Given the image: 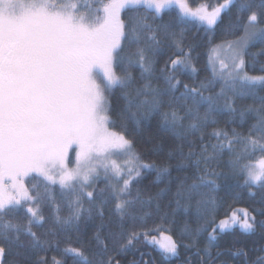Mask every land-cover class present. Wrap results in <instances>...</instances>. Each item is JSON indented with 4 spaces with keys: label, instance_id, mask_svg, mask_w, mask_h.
I'll return each mask as SVG.
<instances>
[{
    "label": "snow or ice",
    "instance_id": "6c2138e0",
    "mask_svg": "<svg viewBox=\"0 0 264 264\" xmlns=\"http://www.w3.org/2000/svg\"><path fill=\"white\" fill-rule=\"evenodd\" d=\"M261 56L264 0H0V264H264Z\"/></svg>",
    "mask_w": 264,
    "mask_h": 264
},
{
    "label": "trees",
    "instance_id": "16d2710c",
    "mask_svg": "<svg viewBox=\"0 0 264 264\" xmlns=\"http://www.w3.org/2000/svg\"><path fill=\"white\" fill-rule=\"evenodd\" d=\"M189 3L192 7H196L199 4H208V5H214L217 3V0H189ZM141 13L145 12L146 10L141 9L140 10ZM128 15H134V13H129ZM177 15V10L176 9H172L169 10V13L167 15H165L163 17V19L165 21L171 20L173 19L175 16ZM227 22V17L225 18V23ZM181 27H184L186 29V37H187V41L191 44L195 45V53L194 55L196 56V63H197V67L200 69L199 72V77L202 79L204 76L209 74V71L207 70L206 66L208 64V58H209V51H210V47L211 45H209L208 43V39H207V35L204 31L203 26L199 25L197 22L194 21H189L183 25H181ZM223 33L221 31V29H217L215 31V34L213 36V42L214 43H219L222 39ZM259 46L255 47L252 49L253 52L257 51V48ZM259 62H264V56H261L258 58V63H257V67L256 70H259ZM122 104V101L120 100V94L119 92H117L115 94V96L113 97V106L114 108H118L120 105ZM134 124L132 122H129V128H133ZM143 135H147V131H145L143 133ZM163 158V155L157 156V155H153L151 153L146 154L145 159L148 161H157L159 162L161 159ZM226 161H227V157H225V165H226ZM224 170L227 171L226 166L224 167ZM173 175H175V172H173ZM156 179V173L155 172H146L144 174V177L141 180V184L140 187H144L146 185H150L152 181H154ZM221 183V191H220V196L224 197L225 199H229V195L224 191V186L226 184H234V181L229 180V181H224L221 180L219 181ZM164 183H166V181H161L160 182V187L164 186ZM103 186V185H101ZM155 190V189H153ZM235 193L233 192L232 195H234ZM251 203V198L247 197V193L245 192L243 194V198L240 199V201L238 202V204L236 205L237 207H243L246 206L247 204ZM184 214L183 211L181 210L180 212H177L176 214V221H177V227H179V225H181L183 223L184 220ZM96 224L99 223V221L97 220L95 222ZM92 236V226H88L84 229V233L81 236V239L84 241L86 246H92L90 245V237ZM237 239H239L241 242L248 244L249 246L252 244L253 240L257 239V237H247L244 235H240L239 234V230H237ZM233 237L231 235H227L225 237V240L222 241V243H226L227 241L232 240ZM73 242H75V237L72 238ZM61 248H63V245H61ZM145 252L149 251V249L144 248L143 249ZM49 259L51 258L52 255H57L58 258H61L59 256L58 253H54V252H50L49 254ZM153 256H156V252L153 251L152 252ZM139 258V254L135 251V250H129L128 253L123 257V260L125 262V264H127L128 261H131L133 259H137ZM9 260V264H11V258H8ZM69 264H71V261H69ZM157 264H159V259L157 257Z\"/></svg>",
    "mask_w": 264,
    "mask_h": 264
},
{
    "label": "rangeland",
    "instance_id": "374dc122",
    "mask_svg": "<svg viewBox=\"0 0 264 264\" xmlns=\"http://www.w3.org/2000/svg\"><path fill=\"white\" fill-rule=\"evenodd\" d=\"M211 55V52L209 51V56Z\"/></svg>",
    "mask_w": 264,
    "mask_h": 264
}]
</instances>
